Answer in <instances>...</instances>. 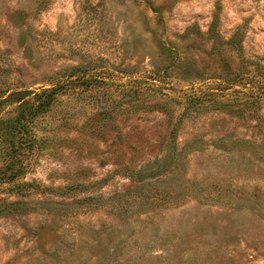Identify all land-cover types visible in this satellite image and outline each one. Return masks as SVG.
I'll return each mask as SVG.
<instances>
[{
    "label": "rangeland",
    "instance_id": "1",
    "mask_svg": "<svg viewBox=\"0 0 264 264\" xmlns=\"http://www.w3.org/2000/svg\"><path fill=\"white\" fill-rule=\"evenodd\" d=\"M1 202L0 264H264V0H0Z\"/></svg>",
    "mask_w": 264,
    "mask_h": 264
},
{
    "label": "trees",
    "instance_id": "2",
    "mask_svg": "<svg viewBox=\"0 0 264 264\" xmlns=\"http://www.w3.org/2000/svg\"><path fill=\"white\" fill-rule=\"evenodd\" d=\"M48 97H50V95L46 91L43 92V105L45 104V106L48 105ZM194 102H196V100ZM9 180L11 181V179H9ZM18 186H19V184L12 185V186H10L8 191H11V193H15V190L18 188ZM13 206H15L13 203L1 202L0 213H2L4 210H7L9 208H13Z\"/></svg>",
    "mask_w": 264,
    "mask_h": 264
}]
</instances>
